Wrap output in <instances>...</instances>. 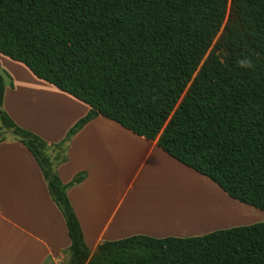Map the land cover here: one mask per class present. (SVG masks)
Segmentation results:
<instances>
[{"label":"trees","instance_id":"obj_1","mask_svg":"<svg viewBox=\"0 0 264 264\" xmlns=\"http://www.w3.org/2000/svg\"><path fill=\"white\" fill-rule=\"evenodd\" d=\"M0 53L90 106L48 144L5 111L0 65V143L10 133L35 158L65 219L67 264H264V222L135 235L93 253L68 197L87 174L65 184L57 172L70 140L102 116L264 211V0H0Z\"/></svg>","mask_w":264,"mask_h":264},{"label":"crops","instance_id":"obj_2","mask_svg":"<svg viewBox=\"0 0 264 264\" xmlns=\"http://www.w3.org/2000/svg\"><path fill=\"white\" fill-rule=\"evenodd\" d=\"M0 65L7 75L5 111L48 144L62 141L89 112V105L24 64L0 53ZM67 157L57 167L63 183L87 174L68 197L93 253L105 241L135 235L189 238L264 222V211L232 199L156 141L102 116L70 140ZM191 209L203 222L177 224ZM70 246L65 219L33 155L15 138L0 143V264L57 262Z\"/></svg>","mask_w":264,"mask_h":264},{"label":"rangeland","instance_id":"obj_3","mask_svg":"<svg viewBox=\"0 0 264 264\" xmlns=\"http://www.w3.org/2000/svg\"><path fill=\"white\" fill-rule=\"evenodd\" d=\"M2 73L5 74V77L7 78L6 73L4 71ZM5 138L8 140V139H11L14 137L9 133V134L5 135ZM51 154L54 155L55 153L53 151H51ZM66 155H67V150H66ZM199 218L200 217L198 215L197 210L191 209V210H189L188 214L184 218L177 220V224H180V225H195L196 224L197 225L200 222H203V220H204V219H199ZM95 220H96V222L99 223L103 219H95ZM204 230H205V228L203 227V229L199 230V232L204 233L205 232ZM69 256H70L69 253H65L64 256H61L57 262H49L48 264H67L68 260H69Z\"/></svg>","mask_w":264,"mask_h":264},{"label":"clouds","instance_id":"obj_4","mask_svg":"<svg viewBox=\"0 0 264 264\" xmlns=\"http://www.w3.org/2000/svg\"><path fill=\"white\" fill-rule=\"evenodd\" d=\"M239 66L249 68L253 67L252 61L250 59H241L238 61Z\"/></svg>","mask_w":264,"mask_h":264}]
</instances>
